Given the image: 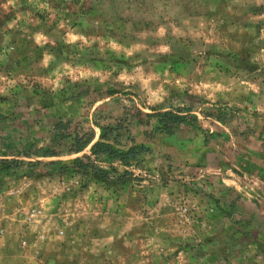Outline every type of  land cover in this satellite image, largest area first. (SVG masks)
Wrapping results in <instances>:
<instances>
[{
  "label": "rangeland",
  "instance_id": "374dc122",
  "mask_svg": "<svg viewBox=\"0 0 264 264\" xmlns=\"http://www.w3.org/2000/svg\"><path fill=\"white\" fill-rule=\"evenodd\" d=\"M62 1L0 0V264H264V0Z\"/></svg>",
  "mask_w": 264,
  "mask_h": 264
},
{
  "label": "trees",
  "instance_id": "16d2710c",
  "mask_svg": "<svg viewBox=\"0 0 264 264\" xmlns=\"http://www.w3.org/2000/svg\"><path fill=\"white\" fill-rule=\"evenodd\" d=\"M50 4H48L49 7H52L54 9L58 10H66L70 11L68 7H65L62 0H47ZM76 2H79L76 0ZM75 3V2H73ZM85 2L81 7V11L79 12V15L86 14L88 8L85 6ZM78 10V9H77ZM76 10V11H77ZM71 11V14L75 15L77 12ZM76 14V16H79ZM175 111L179 112L181 111V108L176 109ZM125 115L132 116L134 118H139V116L143 115L141 111L138 109H135L134 115H131L129 112L125 113ZM156 117H158V122L162 126L164 130L171 131L172 127H175L179 124H183L186 122V117L182 115H178L174 113V110H168L159 112L156 114ZM95 125H97L101 131V136L91 144V153L93 155H103L108 158L112 159H118L122 164H126L127 162H130L131 160L135 159L140 154L146 152L148 149L142 145H136V146H129L126 149L118 148L116 147L119 145V136L121 135L120 131L122 130L123 126L121 122L117 121L115 125H101L94 121ZM70 121L69 120H62L55 124L54 126V135L60 136V139H69L71 142V148L70 150L77 153L81 150H83L86 146H88L94 139V133L93 130L89 127L86 129V131H81L80 128H74L73 130H69ZM113 136V137H111ZM112 142V143H111ZM41 154L43 156H50V155H56V151H50V150H44L41 151ZM85 160H89V156H82L80 158H75L72 160V164L75 167H79L83 170L88 169V162ZM21 164V161H13L8 159H0V171H11L15 168H17ZM35 164L40 165H46V166H52L55 164H59V162H49L47 164H43L40 162H35ZM67 167V166H66Z\"/></svg>",
  "mask_w": 264,
  "mask_h": 264
}]
</instances>
